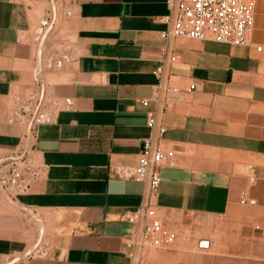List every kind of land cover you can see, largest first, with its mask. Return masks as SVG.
I'll return each mask as SVG.
<instances>
[{
	"label": "crops",
	"instance_id": "crops-1",
	"mask_svg": "<svg viewBox=\"0 0 264 264\" xmlns=\"http://www.w3.org/2000/svg\"><path fill=\"white\" fill-rule=\"evenodd\" d=\"M54 10L39 55L36 31ZM168 14L167 0H0V158L28 145L43 166L28 194L0 189V264H129L138 226L127 216L149 204L210 248L193 255L180 241L145 264H264V0L248 46L165 40ZM159 84L181 101L144 106ZM43 95L54 120L26 139L16 113ZM150 112L177 163L160 169L154 198L112 171L136 167L143 140L158 139Z\"/></svg>",
	"mask_w": 264,
	"mask_h": 264
},
{
	"label": "built area",
	"instance_id": "built-area-1",
	"mask_svg": "<svg viewBox=\"0 0 264 264\" xmlns=\"http://www.w3.org/2000/svg\"><path fill=\"white\" fill-rule=\"evenodd\" d=\"M169 14L161 18L165 29L160 32L161 38L192 39L212 41L232 46H248L255 26V10L257 0H167ZM69 14V13H67ZM56 11L45 17L36 31V42L39 44V55L43 52L45 42L54 30ZM257 52L263 53L262 46L256 47ZM70 54H64L54 62L50 59L47 66H62L70 61ZM175 60V58H172ZM264 62V59H263ZM163 67L159 66L154 74L160 76ZM37 72H42L39 65ZM191 89H194L193 86ZM150 101L162 103L164 107L181 101V91L175 86L157 85L153 87L150 99L142 101L148 106ZM69 107L72 102H68ZM54 107L44 103V95L31 104L22 106L16 113L17 120L26 129V139H31L38 127L50 124L54 120ZM147 125L157 130L158 139L146 138L142 143V151L136 167L120 166L114 168L113 176L125 181L144 183L150 198L158 195L161 185L160 169L163 166L175 167L176 151L163 147L166 127L158 124L153 112L148 114ZM43 174L41 158L34 157L27 145L17 155L0 158V189L9 199L21 194H28L32 185ZM242 204H255L247 200V193H242ZM127 220L138 226L125 242L129 264H145L151 250L173 246L179 238V232L167 226L161 220L156 209L151 204L136 208L127 216ZM187 239H190L187 237ZM210 248V241L201 239L197 243L199 251Z\"/></svg>",
	"mask_w": 264,
	"mask_h": 264
},
{
	"label": "rangeland",
	"instance_id": "rangeland-1",
	"mask_svg": "<svg viewBox=\"0 0 264 264\" xmlns=\"http://www.w3.org/2000/svg\"><path fill=\"white\" fill-rule=\"evenodd\" d=\"M45 1L50 2V0H45ZM49 6L52 8V3H50ZM187 237L190 238V239H187ZM201 239H204V238L195 236V232L193 230H191L190 232H187V233H184V234L183 233H179L178 241L174 245H177L178 242L182 241L185 244V249L189 253H191L193 255H202V254L208 252V250L199 251L198 249H196L197 248V243ZM205 240H207V239H205Z\"/></svg>",
	"mask_w": 264,
	"mask_h": 264
}]
</instances>
